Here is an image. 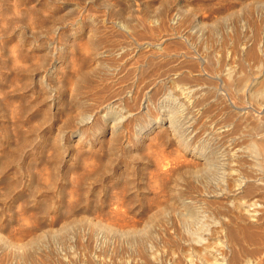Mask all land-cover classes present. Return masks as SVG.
Returning a JSON list of instances; mask_svg holds the SVG:
<instances>
[{
    "label": "rangeland",
    "instance_id": "374dc122",
    "mask_svg": "<svg viewBox=\"0 0 264 264\" xmlns=\"http://www.w3.org/2000/svg\"><path fill=\"white\" fill-rule=\"evenodd\" d=\"M263 61L264 0H0V264H264Z\"/></svg>",
    "mask_w": 264,
    "mask_h": 264
},
{
    "label": "bare ground",
    "instance_id": "6f19581e",
    "mask_svg": "<svg viewBox=\"0 0 264 264\" xmlns=\"http://www.w3.org/2000/svg\"><path fill=\"white\" fill-rule=\"evenodd\" d=\"M264 62V61H263ZM262 66V65H261ZM258 67H259V65H258ZM262 68H264V66H262ZM261 72V71H260ZM241 81H242V79H241ZM244 82V81H243ZM239 84V83H238ZM241 84V83H240ZM242 85V84H241ZM183 91V90H182ZM262 92H264V79H263V81H261L260 83H259V85H258V87H257V90H256V92H255V94L256 93H262ZM253 94V93H252ZM263 94V93H262ZM254 95V94H253ZM264 95V94H263ZM175 116V115H174ZM173 117V116H172ZM174 119V118H173ZM188 119V118H187ZM176 120V119H175ZM174 120V121H175ZM173 121V122H174ZM177 121V120H176ZM179 123V122H178ZM192 123V122H191ZM189 124H190V122H189ZM221 131H223V130H221ZM224 131H226V129L224 130ZM228 131V130H227ZM251 132V131H250ZM264 132V131H263ZM215 134V133H214ZM230 134V133H229ZM220 135V134H219ZM225 135H227V134H225ZM257 135V134H256ZM252 136V135H251ZM260 136V135H259ZM223 137V136H222ZM224 137H226V136H224ZM260 137H262V136H260ZM220 138V137H219ZM230 138V140H232L231 139V137H229ZM255 139H257L256 137H255ZM259 140V141H258ZM253 141V140H252ZM251 141V144L250 145H248L246 148H244L243 146H242V148H238L239 150H237L239 153L241 152V155H246V157L248 158H252L253 159V161H254V164L255 165H258V166H263L264 165V136L260 139H257L256 141H253L252 142ZM239 142V141H238ZM237 143V142H236ZM206 145V144H205ZM230 145V144H229ZM230 147V146H229ZM228 147V148H229ZM239 147V146H238ZM231 148V147H230ZM235 148H237V146L235 147ZM234 152H236V151H234ZM233 152V153H234ZM237 153V152H236ZM239 153H237V154H239ZM231 154V153H230ZM204 155V154H203ZM240 155V154H239ZM242 157V156H241ZM244 159V158H243ZM249 160V159H248ZM238 161V160H237ZM236 161V162H237ZM250 161H252V160H250ZM239 162V161H238ZM237 164V163H236ZM250 164H251V162H250ZM253 164V163H252ZM253 164V165H254ZM206 167H207V164H205V166L203 167V169L202 170H206ZM255 167V166H254ZM253 167V168H254ZM258 168V167H257ZM256 168V169H257ZM259 169V168H258ZM264 169V168H263ZM264 171V170H263ZM242 183H243V181H242ZM258 183V182H257ZM236 185H239L238 183L236 184ZM241 187V186H240ZM256 188H257V186H255ZM236 188V187H235ZM251 188V187H250ZM256 188H254L253 189V191H256V190H259V188L258 189H256ZM240 188H237V189H235L236 191H238ZM245 189H249V188H247V187H245ZM244 190V189H243ZM245 191V190H244ZM249 191V190H248ZM247 191V192H248ZM250 192V191H249ZM248 192V193H249ZM260 191H258V193H259ZM262 192V191H261ZM260 192V193H261ZM264 192V191H263ZM239 193H240V191H239ZM236 194V193H235ZM256 194V193H255ZM240 195H242V194H240ZM237 196V195H236ZM249 196H251V194L249 195ZM258 196V195H257ZM260 196H261V194H260ZM252 197H254V196H252ZM256 197V196H255ZM259 199H260V197H258ZM249 199H251V198H249ZM255 199V198H254ZM258 199V202L260 201ZM247 200V199H246ZM263 200V199H262ZM255 201L256 200H254L253 201V199H252V201H251V203L250 204H248L247 206H251V207H253L254 205H256L255 204ZM248 202H249V200H248ZM261 203V202H260ZM259 203V206L260 205H262V204H260ZM243 204V203H242ZM258 205V204H257ZM246 206V205H245ZM255 207V206H254ZM253 207V208H254ZM257 207V206H256ZM261 207V206H260ZM260 207H257V208H259L260 209ZM263 207V206H262ZM246 208V207H245ZM253 208H251V209H253ZM247 209H249V208H247ZM253 210H255V209H253ZM263 211V210H262ZM261 211V212H262ZM252 212V211H251ZM260 212V213H261ZM246 213V212H245ZM249 213V212H248ZM247 213V214H248ZM244 214V213H243ZM254 215V214H253ZM255 216H256V214H255ZM246 219V218H245ZM239 228H241V227H239ZM251 228V227H250ZM250 228H247L248 230L250 229ZM233 229V228H232ZM238 229V228H237ZM252 229V228H251ZM251 229H250V231H251ZM245 230V229H244ZM242 231V230H241ZM252 231H253V229H252ZM233 232H236V230L235 231H233ZM239 233H240V231H238ZM232 233V232H231ZM244 232L242 231V234H243ZM237 234V233H236ZM235 234V235H236ZM254 234L255 233H253V235L252 236H254ZM234 235V236H235ZM238 235V234H237ZM236 235V236H237ZM243 235H246V236H250L251 237V235H250V232L248 233V231L246 232L245 231V233L243 234ZM243 237H245V236H243ZM247 237V238H248ZM249 237V238H250ZM246 238V237H245ZM234 239V238H233ZM252 240V239H251ZM239 257V256H238ZM234 259V258H233ZM225 260V259H224ZM239 263V262H238Z\"/></svg>",
    "mask_w": 264,
    "mask_h": 264
}]
</instances>
